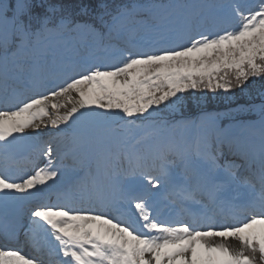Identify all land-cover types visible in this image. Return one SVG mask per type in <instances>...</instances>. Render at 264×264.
<instances>
[{
  "label": "snow or ice",
  "instance_id": "snow-or-ice-1",
  "mask_svg": "<svg viewBox=\"0 0 264 264\" xmlns=\"http://www.w3.org/2000/svg\"><path fill=\"white\" fill-rule=\"evenodd\" d=\"M261 79L264 0H0V264H264Z\"/></svg>",
  "mask_w": 264,
  "mask_h": 264
},
{
  "label": "trees",
  "instance_id": "trees-1",
  "mask_svg": "<svg viewBox=\"0 0 264 264\" xmlns=\"http://www.w3.org/2000/svg\"><path fill=\"white\" fill-rule=\"evenodd\" d=\"M223 1L224 3H227V0H223ZM114 2L121 3V2H124V0H114ZM137 2H140V3H146V2L168 3L170 2V0H137ZM180 2H184V0H180ZM262 91H264V79L252 81L250 82V86L245 90V93L242 94L239 91H237L231 101H226L222 99L221 100L212 99L206 102L203 105V108H205L209 112H213V111L222 112V111H225L229 106H234L235 104H242V103L259 104L261 102L260 93ZM207 95L211 96V93H208ZM187 103H188V107L185 109V112H184L185 117L189 119H194V115L196 112L199 113L200 115V108L197 107V105L191 99H189ZM177 119H179V117H177ZM244 119H255V117H244ZM223 123L227 125L228 121L225 120L223 121ZM172 130L165 133V135L169 137Z\"/></svg>",
  "mask_w": 264,
  "mask_h": 264
},
{
  "label": "rangeland",
  "instance_id": "rangeland-1",
  "mask_svg": "<svg viewBox=\"0 0 264 264\" xmlns=\"http://www.w3.org/2000/svg\"><path fill=\"white\" fill-rule=\"evenodd\" d=\"M252 0H238L236 1V3H246L248 4L249 2H251ZM255 1V0H254ZM256 3V2H255ZM232 27H235L236 25L233 23L231 25ZM63 111V110H61ZM45 130V129H44ZM42 131L43 132V139H40V141L44 144H46V146L44 145V148L47 147V143L51 137L49 136V132L53 131V130H49V131ZM185 133H188V134H185ZM170 138L172 140H174L176 143H179V144H184V145H188V146H192L194 144V137H191V134H190V130H185V129H182V128H179V129H176V130H173L171 132V135H170ZM65 144V141L61 138V139H58L57 141L53 142V148L54 150L57 149V147H59L61 150H63V146ZM227 156H224L222 158H226ZM41 159V166H42V161H43V157H40ZM221 158V159H222ZM63 164L65 166H73L74 165V162L71 160V159H65L63 161ZM65 184L64 183H59L57 184L55 187L51 188V189H48L46 190L45 192L43 193H49L50 191L52 190H57L59 188H62L64 187ZM42 194V193H41ZM40 195V194H39Z\"/></svg>",
  "mask_w": 264,
  "mask_h": 264
},
{
  "label": "bare ground",
  "instance_id": "bare-ground-1",
  "mask_svg": "<svg viewBox=\"0 0 264 264\" xmlns=\"http://www.w3.org/2000/svg\"><path fill=\"white\" fill-rule=\"evenodd\" d=\"M50 129H45L44 131H49ZM41 136H43V132L39 135V136H37L36 138H40Z\"/></svg>",
  "mask_w": 264,
  "mask_h": 264
}]
</instances>
